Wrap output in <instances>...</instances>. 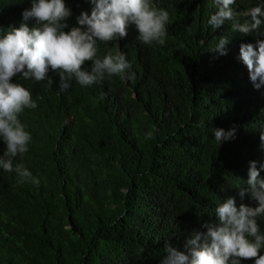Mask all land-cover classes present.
Returning <instances> with one entry per match:
<instances>
[{
	"label": "trees",
	"instance_id": "obj_1",
	"mask_svg": "<svg viewBox=\"0 0 264 264\" xmlns=\"http://www.w3.org/2000/svg\"><path fill=\"white\" fill-rule=\"evenodd\" d=\"M154 2L170 15L165 45L140 44L134 27L119 41L134 80L73 82L64 93L54 73L52 88L19 81L40 99L19 117L32 140L17 162L40 183L0 171V264H159L166 244L183 250L186 234L216 222L218 201L252 203L237 187H247L250 161L264 162V90H254L238 57L241 43L264 37L228 25L212 33L213 0ZM67 5L72 26L91 12L89 0ZM29 7L30 0H0V28L19 27ZM223 35L228 54L219 56L211 48ZM213 128H235V139L219 147ZM258 223L264 231V219Z\"/></svg>",
	"mask_w": 264,
	"mask_h": 264
},
{
	"label": "clouds",
	"instance_id": "obj_2",
	"mask_svg": "<svg viewBox=\"0 0 264 264\" xmlns=\"http://www.w3.org/2000/svg\"><path fill=\"white\" fill-rule=\"evenodd\" d=\"M91 12H81L75 26L67 0H30L22 12L23 22L8 30L0 28V171L14 173L19 184L38 185V176L17 162L29 151L31 133L19 118L26 110L38 108L39 96L20 83L34 81L52 88L59 77V92H67L73 82L81 87L102 85L112 77L134 80L136 73L119 41L135 28L136 40L146 46H164L170 15L157 7L154 0H89ZM237 0H213L215 11L207 17L212 33L229 26L230 33L264 37V0L243 12H237ZM241 18L244 22L241 23ZM250 18V19H248ZM34 25L29 27L28 22ZM112 48L101 53L100 45ZM203 43V42H202ZM229 35L215 40L212 51L228 54ZM238 59L246 66L249 80L256 91L264 90V39L241 43ZM213 140L219 147L235 139L236 129L213 128ZM153 133H145L152 139ZM259 148L264 151V128L259 131ZM264 162L250 161L247 187H237L243 200L251 204L237 206L236 198L220 200L214 208L216 222L204 223L205 231L186 234L183 250L166 244L159 264H264V231L258 223L264 219Z\"/></svg>",
	"mask_w": 264,
	"mask_h": 264
},
{
	"label": "bare ground",
	"instance_id": "obj_3",
	"mask_svg": "<svg viewBox=\"0 0 264 264\" xmlns=\"http://www.w3.org/2000/svg\"><path fill=\"white\" fill-rule=\"evenodd\" d=\"M29 154V153H28ZM32 154V153H31ZM28 163V162H27ZM28 195V194H27Z\"/></svg>",
	"mask_w": 264,
	"mask_h": 264
}]
</instances>
